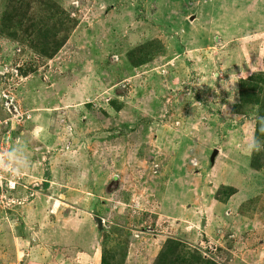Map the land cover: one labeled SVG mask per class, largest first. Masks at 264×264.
<instances>
[{
  "label": "rangeland",
  "instance_id": "1",
  "mask_svg": "<svg viewBox=\"0 0 264 264\" xmlns=\"http://www.w3.org/2000/svg\"><path fill=\"white\" fill-rule=\"evenodd\" d=\"M263 29L264 0H0V95L56 123L0 264H264Z\"/></svg>",
  "mask_w": 264,
  "mask_h": 264
},
{
  "label": "crops",
  "instance_id": "2",
  "mask_svg": "<svg viewBox=\"0 0 264 264\" xmlns=\"http://www.w3.org/2000/svg\"><path fill=\"white\" fill-rule=\"evenodd\" d=\"M35 89H37V88H35ZM30 92H37V91L34 90V91H30ZM39 92H40V90H39ZM14 94H15L14 95L15 97L17 96L16 100H17L18 104L23 109H25V111H22L21 110V112L22 113H27V115H28V118L27 119H24L22 121L23 122L22 124L20 123L21 125L20 124L13 125V129H12V131L15 129L16 132H17L15 134L16 135L15 136V141L13 143V155L16 158V161L18 163L17 168L19 169V172H21L24 176H27V177H29V176L35 177V176H38V175L41 174V176L44 177L45 169H42L39 166L42 163L41 162V158H39L37 160L33 159V156H36L37 155V153L34 150L36 148H39L38 146H40L43 143V141H48L49 143H51V142L54 141L55 138H54V135L53 134H55V133H53L52 127H55L56 123L54 122L53 119H50L49 120L50 114L48 112V109H49L48 108V104L47 105H42V106L41 105H36L35 106L34 105L35 98L33 97V95L31 97L30 93L29 94H23V93L22 94H17L15 92ZM0 105H1V102H0ZM0 108L1 109H4L1 106H0ZM4 111H5V109H4ZM40 113H45L46 115L49 116V118L47 120L44 119V118H41L42 115L40 116L39 115ZM5 115L4 116H0V118L6 117ZM35 132L39 133L38 134L39 137L35 135ZM22 150H24V151H26V153H28L29 159H27L24 155H22L23 153L20 152ZM49 157H50L49 163H52V161L54 159H53L52 156H49ZM43 160L44 159L42 158V161ZM23 162H24V164L26 166H23L22 165ZM49 170H50V173L52 175V169L49 168ZM41 180H42V183H43L44 178H42ZM51 181L48 180L46 182L47 183V187L46 188H48V187L51 186ZM23 187H26V186L23 185ZM1 195H2V193L0 192V197H1ZM13 199H16V198H13ZM19 199H22V198H19ZM35 200H36V198L34 199V201ZM12 203H14V202H12ZM12 206L13 207H16L15 204L12 205ZM0 207L4 208L3 206H0ZM20 210H21L20 214H17L16 217L14 215V214H16L15 211H13L11 209H8L7 208V209H4V210L3 209L0 210V225L2 226L3 225L2 223H4V225H6L7 227L10 226L11 230H10V232L8 231L9 232L8 234L11 235L12 238L14 237L13 239L17 240V241L13 240V241H15L14 244H16V253H15V256H17V257L20 254H22V251H23V250H21L18 247V241H24L25 240L24 239L25 237L23 236V234H24L23 229L20 230L21 232L20 231H18V232H14V231L11 232L12 231V228H13L11 222H13V221L20 222L21 221L22 223H24L23 218L22 217H18V216L22 215V213L23 214L26 213L27 212V208L24 207V206H21V209ZM4 221H7L8 224L5 223ZM9 221H11V222H9ZM4 225H3V229H0V241L4 240V237H5V235H4L5 226ZM53 228L54 227H52V230H53V232H55V230ZM46 229H47V233L45 234L46 235L45 238L47 240H49L51 238V234H52L53 235V239H55V233L49 232L48 226L46 227ZM14 234H15V236H14ZM5 240H6V237H5ZM45 246H48V245H45ZM39 248H41V247H39ZM1 249L4 250V246L0 242V250ZM46 249H48V248H44V250H46ZM2 252H3V255H5V250L2 251ZM39 263H41V262H39Z\"/></svg>",
  "mask_w": 264,
  "mask_h": 264
},
{
  "label": "built area",
  "instance_id": "3",
  "mask_svg": "<svg viewBox=\"0 0 264 264\" xmlns=\"http://www.w3.org/2000/svg\"><path fill=\"white\" fill-rule=\"evenodd\" d=\"M1 98L3 99L2 107L8 116L0 118V185L4 182L8 190H13L17 181L24 175L17 170L14 164L10 152V133L13 129V121H21L27 116L17 109L11 92L2 91ZM8 204L6 202L5 205Z\"/></svg>",
  "mask_w": 264,
  "mask_h": 264
},
{
  "label": "trees",
  "instance_id": "4",
  "mask_svg": "<svg viewBox=\"0 0 264 264\" xmlns=\"http://www.w3.org/2000/svg\"><path fill=\"white\" fill-rule=\"evenodd\" d=\"M48 33H49L48 31L44 32L43 37L45 38ZM48 38H49V41H50L51 40L50 36H48ZM49 45H51V47H52V53L51 54H53L56 51V49L60 46V43L57 42V40L53 36L52 42ZM0 102H1L0 106L2 107L3 99L1 97H0ZM16 133L17 132H16L15 129L13 131H11V133H10V152H11L13 158H14V155H13V143L15 141V136H16L15 134ZM50 176H51L50 170L48 168H46L45 172H44V177H43L44 181L41 184L42 188H46L47 187V183L46 182L48 180H50ZM24 178H25V176L17 181L16 188L18 186H20L19 182L23 185V179ZM168 242L169 241L166 242V245H165L163 251L161 250L159 252V254L157 255V260L155 261L154 264H168V262H177L178 264H184V263H186V264H195V263L196 264L197 263L198 264H206L207 261H205V259L200 254H198L197 252H192L190 254V256H189L190 257L189 260H185L183 262L179 261L180 257H183L185 254H182L183 252L180 253L179 251L176 253V250L179 248V246L177 245L178 243L176 244L173 241H172V244H176V246L173 249L175 252L174 251L172 252L171 249L167 247L168 246ZM166 251H167V254H166ZM175 258H177V259H175ZM190 261H191V263H187V262H190Z\"/></svg>",
  "mask_w": 264,
  "mask_h": 264
},
{
  "label": "clouds",
  "instance_id": "5",
  "mask_svg": "<svg viewBox=\"0 0 264 264\" xmlns=\"http://www.w3.org/2000/svg\"><path fill=\"white\" fill-rule=\"evenodd\" d=\"M13 95V94H12ZM0 97H1V95H0ZM13 98H14V95H13ZM14 103H15V98H14ZM16 104V103H15ZM24 119V118H23ZM23 120H21V122H22ZM255 143H256V141H255V139L253 140V150H256V148L254 147V145H255ZM14 159V158H13ZM18 170V169H17ZM19 171V170H18ZM24 177V176H23ZM22 177V178H23ZM3 184L5 185V183L3 182ZM0 186H2V185H0ZM6 186V185H5ZM16 188V187H15ZM13 190H15V189H13ZM13 190H9V191H13ZM2 196V195H1ZM19 201V200H18ZM20 202V201H19Z\"/></svg>",
  "mask_w": 264,
  "mask_h": 264
},
{
  "label": "water",
  "instance_id": "6",
  "mask_svg": "<svg viewBox=\"0 0 264 264\" xmlns=\"http://www.w3.org/2000/svg\"><path fill=\"white\" fill-rule=\"evenodd\" d=\"M3 68L2 67H0V70H2ZM216 153V149L213 151V153H212V157H213V154H215ZM212 157H211V159H212ZM96 221H97V224H98V226H99V228H100V224H101V221H100V219H96Z\"/></svg>",
  "mask_w": 264,
  "mask_h": 264
}]
</instances>
